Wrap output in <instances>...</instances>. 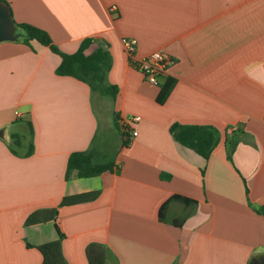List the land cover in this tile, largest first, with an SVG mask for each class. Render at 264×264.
Listing matches in <instances>:
<instances>
[{
  "label": "crops",
  "instance_id": "obj_1",
  "mask_svg": "<svg viewBox=\"0 0 264 264\" xmlns=\"http://www.w3.org/2000/svg\"><path fill=\"white\" fill-rule=\"evenodd\" d=\"M7 1L16 22L44 29L62 52L86 38L88 53L110 52L119 119L107 130L113 169L67 177L70 155L99 135L91 88L58 75L60 55L37 40L0 42V264H41L34 246L59 232L54 221L25 225L28 215L95 190L92 201L59 207L69 264H249L264 255V0ZM125 37L137 39V57L167 56L158 86L129 63ZM167 78L175 84L161 104ZM133 116L138 135L123 146ZM174 123L219 130L208 159L173 137ZM228 139L237 143L231 159ZM175 195L196 204L173 200L161 220Z\"/></svg>",
  "mask_w": 264,
  "mask_h": 264
},
{
  "label": "trees",
  "instance_id": "obj_2",
  "mask_svg": "<svg viewBox=\"0 0 264 264\" xmlns=\"http://www.w3.org/2000/svg\"><path fill=\"white\" fill-rule=\"evenodd\" d=\"M0 2L9 8L14 25V34L17 35L15 40H21L27 44H29L31 40H37L39 43L48 46L54 53L59 54L61 57V62L56 69V73L58 75L72 76L85 82L91 88L93 95L99 94L104 97H109L112 100L116 98L118 86L111 84L108 80V74L112 66V56L108 50L99 47L88 53V49L92 45L93 39L86 38L74 53L62 52L54 44L47 31L29 23L16 22L13 18L9 2L7 0H0ZM174 84V79L167 78V80L161 85V90L157 97V101L159 103L162 104L166 101L174 87ZM118 119V114L113 112V121L117 126ZM170 131L173 137L181 145L193 149L205 159L209 158L213 149L220 141L219 130L210 125L174 123L171 125ZM30 133L31 136H33L34 132L31 125ZM12 139L15 145H19L20 136L14 134ZM227 141L228 158L231 159L237 143L233 139H228ZM115 142L117 141L115 140ZM122 145L127 146L129 143L123 139ZM32 150L33 144L31 142V150L28 154H30ZM116 152V143L113 149H110L109 146L107 147L106 143L98 142V136L95 137L91 142L89 149L85 151L73 152L70 155L67 166V177L73 169L78 171L80 177H92L105 171H111L114 167ZM99 194L100 191L95 190L76 195L64 196L58 206L37 209L28 215L25 220V225L30 226L47 221H54L59 232V238L57 240L34 246L41 253V264H69L63 253L62 241L64 234L60 231L58 226L59 207L92 201L96 199ZM173 200H179L185 205L196 204L195 200L175 195L161 206L159 211V217L161 220H164L168 205ZM259 212L264 213V209L259 210ZM182 222L183 220L177 224L181 225ZM28 246L33 247L31 244H28ZM108 256H112L110 250L108 251Z\"/></svg>",
  "mask_w": 264,
  "mask_h": 264
},
{
  "label": "built area",
  "instance_id": "obj_3",
  "mask_svg": "<svg viewBox=\"0 0 264 264\" xmlns=\"http://www.w3.org/2000/svg\"><path fill=\"white\" fill-rule=\"evenodd\" d=\"M124 49L128 55L129 63L137 70L143 73L145 80L155 86L160 84V79L167 73L170 64L169 59L161 51L156 50L147 56L137 57L135 52L137 48V39L125 37L122 39ZM140 121L139 116H133L126 120L128 124L127 133L123 136L125 141L130 143L137 135L138 130L134 124ZM237 130V126H229L226 129L227 135H232Z\"/></svg>",
  "mask_w": 264,
  "mask_h": 264
},
{
  "label": "rangeland",
  "instance_id": "obj_4",
  "mask_svg": "<svg viewBox=\"0 0 264 264\" xmlns=\"http://www.w3.org/2000/svg\"><path fill=\"white\" fill-rule=\"evenodd\" d=\"M95 110L99 119L100 123V131L98 135V142L99 143H106L107 147L109 146L110 149H113L115 146V140L116 137L115 135H111L110 132L108 133L107 130L108 128H113L112 125V109H113V104H112V99L109 97H104L99 94H94L93 98ZM25 125V130L28 131V127L26 124ZM107 132V134L105 133ZM108 137V139H107ZM115 137V138H114ZM9 141L11 146L14 148H18L17 145L14 144L13 139L9 137Z\"/></svg>",
  "mask_w": 264,
  "mask_h": 264
},
{
  "label": "water",
  "instance_id": "obj_5",
  "mask_svg": "<svg viewBox=\"0 0 264 264\" xmlns=\"http://www.w3.org/2000/svg\"><path fill=\"white\" fill-rule=\"evenodd\" d=\"M14 25L9 8L0 2V42L15 40ZM2 130H0V136ZM249 264H264V255L252 260Z\"/></svg>",
  "mask_w": 264,
  "mask_h": 264
}]
</instances>
